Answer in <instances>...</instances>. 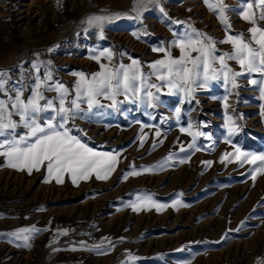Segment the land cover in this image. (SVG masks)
Masks as SVG:
<instances>
[{"label": "rangeland", "instance_id": "374dc122", "mask_svg": "<svg viewBox=\"0 0 264 264\" xmlns=\"http://www.w3.org/2000/svg\"><path fill=\"white\" fill-rule=\"evenodd\" d=\"M224 2L233 6L240 0ZM163 6L171 19L189 21L217 41L225 38L224 25L203 0H166ZM105 13L134 15L130 0H0V69L13 81L24 80L33 71V63L50 60L54 79L71 86L77 79L74 73L90 76L99 71L91 57L110 48L114 64L137 59L148 72V64L163 57L153 47L170 44L174 34L185 27L165 22L150 7L142 23L121 19L106 26L101 39L99 30L83 21ZM227 15L233 34L250 36L249 22L238 13ZM258 23L264 26V21ZM216 47L217 54L231 49L227 43ZM179 54L173 49L174 56ZM101 63L108 61L101 58ZM228 63L240 70L235 61ZM256 78L264 81L257 74L238 78L240 86L229 85L230 91L222 82H213L183 103L182 96L167 95L165 87L154 108L125 102L119 111L104 108L91 121L75 120L73 135L86 133L82 139L89 147L119 153L115 170L106 180L93 175L74 184L65 173L63 183L54 178L45 183L46 167L29 174L5 166L0 157V233L32 225L46 229L33 236L28 248L18 247L20 242L13 237L0 236V264H258V258L264 264V171L253 180L254 166H240L234 157L221 159L235 147L264 153L260 92L264 82L260 87L248 83ZM151 79L159 83L154 76ZM102 103L110 101L102 99ZM226 116H232L241 129L232 143L226 142ZM189 124L192 131L204 135L193 141L180 131ZM169 153L173 155L165 161ZM133 170L140 174L124 179ZM149 196L165 206L157 210L147 204L132 210V202L140 203L138 197ZM174 200L181 204L173 207ZM63 229L66 235L59 234ZM105 237L108 240H103L101 249L91 247ZM81 241L87 247H81Z\"/></svg>", "mask_w": 264, "mask_h": 264}, {"label": "snow or ice", "instance_id": "6c2138e0", "mask_svg": "<svg viewBox=\"0 0 264 264\" xmlns=\"http://www.w3.org/2000/svg\"><path fill=\"white\" fill-rule=\"evenodd\" d=\"M165 2L166 0H130L131 12L134 15L105 13L90 15L83 21L89 28L99 30V36L103 39L106 26L121 19L142 23L143 14L152 7L158 10L165 22L185 26L183 31L174 34L170 44L153 47L152 51L163 53V57L150 62L148 72H145L141 61L137 59H131L129 64H114V53L110 48H104L91 57L99 64V71L90 76L83 72L74 73L77 79L71 86L54 79L50 60L33 63V71L24 80L13 81L6 70L0 69V157L5 159V166L27 170L29 174L33 170L39 171L41 167H46L45 183L50 182L52 178L58 184L63 183L62 177L65 173L72 177L74 184L93 175L96 179L106 180L115 170L119 153L100 152L89 147L82 139L86 133L72 134L75 120L91 121L93 117L102 115L99 110L104 108L119 111L125 102L154 108L157 102H160V93L165 87L168 89L167 95H180L183 103L194 98L197 90L206 89L213 82H222L226 91H230L229 85L231 88L240 86L237 83L238 78L247 79L253 74L264 77V26L258 23L264 21V0H240L238 5L233 6H229L224 0H203L208 10L217 15L226 29L225 38L220 41L198 30L189 21L171 19L163 6ZM254 8L260 11L258 13L252 11ZM228 12L238 13L243 21L252 25L247 29L250 36H245L243 32L232 33ZM143 34L148 35L146 31ZM133 35L139 38L140 34L134 32ZM217 43L231 45L230 51L217 54ZM173 49L179 50V56L173 55ZM48 51L54 52L55 48H49ZM101 58H106L108 63H101ZM228 61H235L240 70L236 71ZM153 76L159 83L152 81ZM262 82L264 81L259 78L248 79L249 84L257 87H260ZM50 92H54L55 95L48 96L47 93ZM260 92L261 99H264V87H260ZM121 95L124 99H117ZM102 99L110 103L105 105ZM227 99L225 96V102ZM82 105H86V108ZM225 107H228L227 103ZM180 112L181 109L177 108V115ZM225 126L226 142L232 143V137L241 129L232 116H226ZM192 127V124H189L188 128H181L180 131L187 132L193 141L204 135L200 131H192ZM20 129L23 131H19ZM159 134L157 130L156 135ZM143 140L144 137H141V143ZM192 147L194 143L188 145L189 149ZM180 151L185 152V149L181 147ZM172 155L169 153L164 160H169ZM228 157H234L240 166L244 164L254 166L250 173L253 180L257 174L264 171V153L257 155L235 147L234 152L224 153L221 159ZM203 163L210 165L212 162ZM143 170L150 171L151 168ZM139 174L133 170L128 172L124 179ZM138 200L139 204L132 202L130 205L133 211H139L141 206L147 204H151L157 210L165 206L156 204L150 196L138 197ZM180 204L179 200L173 201V207ZM243 223L242 221L241 224ZM42 230L46 229L32 225L20 227L7 234L0 233V236L13 237L15 241L20 242L17 244L18 247L28 248L31 247L30 241L33 236ZM58 232L60 235H66L67 229ZM103 240L108 238H102L101 244L91 247L101 249ZM80 245L87 247L84 241H81ZM109 245L114 247L110 240ZM72 250L75 251L76 248L73 247ZM129 259L134 261L136 257L129 256ZM258 264H261L259 258Z\"/></svg>", "mask_w": 264, "mask_h": 264}]
</instances>
